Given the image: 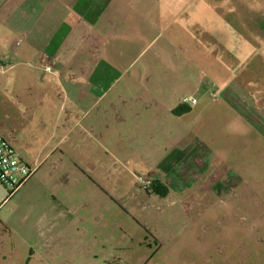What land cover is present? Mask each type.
Masks as SVG:
<instances>
[{
	"label": "crops",
	"instance_id": "obj_1",
	"mask_svg": "<svg viewBox=\"0 0 264 264\" xmlns=\"http://www.w3.org/2000/svg\"><path fill=\"white\" fill-rule=\"evenodd\" d=\"M207 9L201 0H0V84L17 92L21 79L35 81L34 102L14 106L0 133L57 201L25 247L2 253L8 264L88 263L81 254H97L93 228L105 223L95 199L122 204L128 226L131 216L144 226L119 246L103 235L114 264L116 250L147 248L149 224L157 241L156 212L172 209L177 192L194 198L188 213L227 188L224 146L212 148L227 135L222 111L239 104L264 135V96L247 95L229 59L217 57L213 69ZM140 175L166 195L143 191Z\"/></svg>",
	"mask_w": 264,
	"mask_h": 264
},
{
	"label": "rangeland",
	"instance_id": "obj_2",
	"mask_svg": "<svg viewBox=\"0 0 264 264\" xmlns=\"http://www.w3.org/2000/svg\"><path fill=\"white\" fill-rule=\"evenodd\" d=\"M201 1L209 8L206 17L210 18L213 69H219L217 57L229 59L230 74L250 87L247 95L264 96V0ZM9 81L0 84V126L7 127L14 120V106L34 102L35 98L30 89L35 83L32 77L21 79L17 92L6 89ZM259 100L263 102L264 97ZM222 114L227 117V135L222 143H212V148L224 146L217 154L230 168L227 188L213 191L188 213L184 205L194 203V198L177 192V204L172 209L161 203V211L156 212L163 217L155 224L160 227L157 241L151 236L153 226L149 224L147 248L116 250L114 264H264V135L245 120L249 114L239 104L229 105ZM40 174H33L0 205V264H8L3 252L25 247V239L39 233V221L49 214L53 204L57 205L52 183L44 182ZM93 210L95 216L105 217V223L100 221L99 227L93 228L100 237L94 245L97 254L81 257L90 259L84 264H108L110 245L103 235L109 244L119 246L127 240L128 231L144 226L133 216L132 228L128 226L130 213L119 203L106 205L95 199ZM151 211L149 216L155 217V210Z\"/></svg>",
	"mask_w": 264,
	"mask_h": 264
},
{
	"label": "built area",
	"instance_id": "obj_3",
	"mask_svg": "<svg viewBox=\"0 0 264 264\" xmlns=\"http://www.w3.org/2000/svg\"><path fill=\"white\" fill-rule=\"evenodd\" d=\"M51 70L50 65L45 66ZM196 98L184 97L183 102L195 103ZM36 171V167L30 166L14 150L11 144L0 133V181L3 182L10 192L17 190ZM139 187L146 192H153V180L148 176H137Z\"/></svg>",
	"mask_w": 264,
	"mask_h": 264
},
{
	"label": "water",
	"instance_id": "obj_4",
	"mask_svg": "<svg viewBox=\"0 0 264 264\" xmlns=\"http://www.w3.org/2000/svg\"><path fill=\"white\" fill-rule=\"evenodd\" d=\"M0 186L2 187V191L0 192V203L7 197L9 194V190L6 185L0 181Z\"/></svg>",
	"mask_w": 264,
	"mask_h": 264
},
{
	"label": "trees",
	"instance_id": "obj_5",
	"mask_svg": "<svg viewBox=\"0 0 264 264\" xmlns=\"http://www.w3.org/2000/svg\"><path fill=\"white\" fill-rule=\"evenodd\" d=\"M159 187H160V184L158 182L153 183V191L154 192L161 194V195H166V192L163 190H160ZM10 193L12 194L13 192H10Z\"/></svg>",
	"mask_w": 264,
	"mask_h": 264
}]
</instances>
